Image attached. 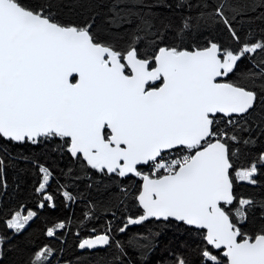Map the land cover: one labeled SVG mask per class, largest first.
Instances as JSON below:
<instances>
[{
  "label": "snow or ice",
  "instance_id": "1",
  "mask_svg": "<svg viewBox=\"0 0 264 264\" xmlns=\"http://www.w3.org/2000/svg\"><path fill=\"white\" fill-rule=\"evenodd\" d=\"M256 8L0 0V168L27 165L11 191L0 179V264H60L73 222L56 213L75 203L76 246L99 264H153L157 243L128 235L145 221L172 234L155 264H264V27L243 29Z\"/></svg>",
  "mask_w": 264,
  "mask_h": 264
},
{
  "label": "trees",
  "instance_id": "2",
  "mask_svg": "<svg viewBox=\"0 0 264 264\" xmlns=\"http://www.w3.org/2000/svg\"><path fill=\"white\" fill-rule=\"evenodd\" d=\"M147 3H151L154 6V10L159 14L163 12L164 15H168L167 5L168 4H174L175 0H146ZM193 3H195V0H192ZM240 4L245 3H256L257 8L255 13H250L251 20H249L248 17H245L243 20V29L245 33H247L249 30L252 31L253 34L259 35L260 30L262 27H264V20L259 19V17L264 14V8L260 7V0H237ZM239 27V26H238ZM211 35H216L215 32H212ZM198 39L203 41L206 37H197ZM248 61L245 60L242 63L239 64V67L236 72V76L233 77V79H239L241 74L245 71V69L248 67ZM9 151L11 152L12 157H16L17 153H22L23 155H31V152L25 149H19V148H9ZM3 156L2 151H0V157ZM55 156V154H53ZM48 162L52 163V157H48ZM241 164H243V161H240ZM58 167L57 164L54 163L53 167L57 169V172L59 171V168L64 167L63 161H58ZM26 163L23 160L19 159H9L5 160V166L3 168H0V179H6L9 185V190L11 191L12 188L15 187V181L17 179L18 175H23L21 172V169H24L26 167ZM78 187L80 190H85V182H81L78 184ZM52 190H56V185L53 184ZM242 192L245 193H252L257 194L259 193V190L257 189L255 193H253V189L244 187L239 189ZM86 194L90 195L91 199L94 200H100L102 199L106 193L104 192L103 187L100 188L99 191L96 190L94 187L90 193L86 192ZM59 203V201H58ZM84 207L83 203H75L70 206H68L66 209L61 208L56 215L59 216H65L67 214L68 217L72 219L73 226L66 230L67 235L65 236V243L63 245V252L60 263L64 264H99V261L102 257L105 256L103 252L100 251H84V252H78L77 241L75 239V233L78 230L76 225V217L80 215L81 209ZM43 221H38L36 225H33V228L30 230L33 232L34 235L39 236V226H41ZM80 231H84V229H80ZM157 233H160V235H156ZM137 234L142 237H146L148 240H153L157 243V247L150 253L149 258L153 259V264H155V259H159L162 255H164V244L168 239L171 238V232L170 231H164L162 230L157 224L153 222H146L138 227H132L129 228L128 235Z\"/></svg>",
  "mask_w": 264,
  "mask_h": 264
},
{
  "label": "water",
  "instance_id": "3",
  "mask_svg": "<svg viewBox=\"0 0 264 264\" xmlns=\"http://www.w3.org/2000/svg\"><path fill=\"white\" fill-rule=\"evenodd\" d=\"M146 222H148V221H145V222H143V223H146ZM143 223H142V224H143ZM142 224H139V225H132V226H130V228H132V227H138V226H140V225H142ZM84 251H90V252H93V251H96V250H81V249L78 248V252H84Z\"/></svg>",
  "mask_w": 264,
  "mask_h": 264
},
{
  "label": "rangeland",
  "instance_id": "4",
  "mask_svg": "<svg viewBox=\"0 0 264 264\" xmlns=\"http://www.w3.org/2000/svg\"><path fill=\"white\" fill-rule=\"evenodd\" d=\"M60 264H64V263H60Z\"/></svg>",
  "mask_w": 264,
  "mask_h": 264
}]
</instances>
